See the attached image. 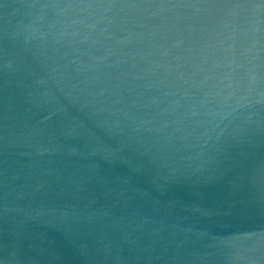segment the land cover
Wrapping results in <instances>:
<instances>
[{
	"label": "water",
	"instance_id": "obj_1",
	"mask_svg": "<svg viewBox=\"0 0 264 264\" xmlns=\"http://www.w3.org/2000/svg\"><path fill=\"white\" fill-rule=\"evenodd\" d=\"M0 264H264V0H0Z\"/></svg>",
	"mask_w": 264,
	"mask_h": 264
}]
</instances>
